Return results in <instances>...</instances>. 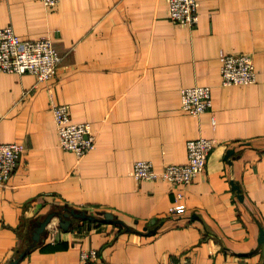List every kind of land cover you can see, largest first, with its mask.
I'll use <instances>...</instances> for the list:
<instances>
[{
	"label": "crops",
	"instance_id": "crops-1",
	"mask_svg": "<svg viewBox=\"0 0 264 264\" xmlns=\"http://www.w3.org/2000/svg\"><path fill=\"white\" fill-rule=\"evenodd\" d=\"M198 2V23L185 26L169 19L168 0H61L52 10L0 0V28L50 37L62 57L43 83L0 72V143L24 146L0 185V264L65 206L122 224L72 218L65 231L55 217L18 264H83L89 249L99 255L90 264H264V0ZM232 53L253 56L256 83L223 86L221 57ZM194 86L212 89L199 116L182 109V88ZM57 104L91 124L96 147L85 156L60 146ZM199 138L216 145L194 182L135 179L140 160L160 171L186 164ZM179 193L184 209L173 214Z\"/></svg>",
	"mask_w": 264,
	"mask_h": 264
},
{
	"label": "built area",
	"instance_id": "built-area-1",
	"mask_svg": "<svg viewBox=\"0 0 264 264\" xmlns=\"http://www.w3.org/2000/svg\"><path fill=\"white\" fill-rule=\"evenodd\" d=\"M41 1L49 10L54 9L61 2V0ZM199 7L198 0H168V17L175 24L195 26L199 20ZM61 62L62 57L52 38H24L18 35L12 26L0 28V72L31 74L36 78L37 83H43L56 76ZM221 63L223 86L250 85L257 82L258 72L252 55L224 54ZM181 99L185 113L199 116L212 107V89L208 86L182 88ZM53 114L62 148L75 152L78 157H83L96 147V134L91 124L73 122L68 105H54ZM215 145L213 140L207 138L190 140L187 143L186 164L166 165L160 171L152 162L140 160L135 163L134 177L137 181L163 180L174 185L190 184L207 170ZM23 153L24 146L21 143H0V185H6L11 180ZM182 198V194L176 195L175 203L171 207L173 214L184 209L180 203ZM98 258L95 249L81 252L83 264H90ZM172 264H187V262L180 260Z\"/></svg>",
	"mask_w": 264,
	"mask_h": 264
},
{
	"label": "water",
	"instance_id": "water-1",
	"mask_svg": "<svg viewBox=\"0 0 264 264\" xmlns=\"http://www.w3.org/2000/svg\"><path fill=\"white\" fill-rule=\"evenodd\" d=\"M235 189H238V191L241 190L238 186H235ZM102 215L104 218L99 219L96 215L90 214L87 210L70 208L69 206H65L63 211H53L49 213L43 220L37 221L34 224V230L32 231L33 242L25 250L19 252V256L12 260L10 264H18L22 258L36 248V246L42 241V235L46 232L49 224L55 217L59 218V225L65 231H68L73 226L72 218L81 221H100L104 223L122 224V222L116 219L110 212H104ZM260 241L261 243L264 241V229L262 230Z\"/></svg>",
	"mask_w": 264,
	"mask_h": 264
},
{
	"label": "trees",
	"instance_id": "trees-1",
	"mask_svg": "<svg viewBox=\"0 0 264 264\" xmlns=\"http://www.w3.org/2000/svg\"><path fill=\"white\" fill-rule=\"evenodd\" d=\"M41 245V244H40ZM51 245V244H50ZM49 246V245H48ZM54 247V249H56V248H59V247H57V246H59V242H57V243H55L54 245H53ZM36 247H39V246H36ZM47 247V246H46Z\"/></svg>",
	"mask_w": 264,
	"mask_h": 264
},
{
	"label": "rangeland",
	"instance_id": "rangeland-1",
	"mask_svg": "<svg viewBox=\"0 0 264 264\" xmlns=\"http://www.w3.org/2000/svg\"><path fill=\"white\" fill-rule=\"evenodd\" d=\"M65 105H67V104H65ZM69 106V105H68ZM70 107V106H69ZM85 123H87V122H85ZM57 126V125H56ZM58 130V129H57ZM59 143H60V139H59ZM61 146V145H60Z\"/></svg>",
	"mask_w": 264,
	"mask_h": 264
}]
</instances>
